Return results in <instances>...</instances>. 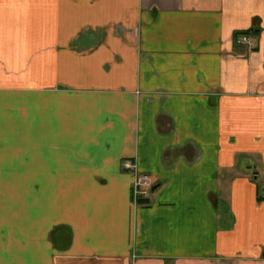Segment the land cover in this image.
I'll use <instances>...</instances> for the list:
<instances>
[{"label":"crops","instance_id":"0c3cea01","mask_svg":"<svg viewBox=\"0 0 264 264\" xmlns=\"http://www.w3.org/2000/svg\"><path fill=\"white\" fill-rule=\"evenodd\" d=\"M263 187L264 0H0V264H264Z\"/></svg>","mask_w":264,"mask_h":264},{"label":"built area","instance_id":"2783aa9c","mask_svg":"<svg viewBox=\"0 0 264 264\" xmlns=\"http://www.w3.org/2000/svg\"><path fill=\"white\" fill-rule=\"evenodd\" d=\"M237 43L240 45L255 46L252 42V38L249 35H242ZM123 168L135 175V179L132 185V199L134 204L143 205L148 202L152 192L156 187V182L146 173H139L136 165L132 161H125Z\"/></svg>","mask_w":264,"mask_h":264},{"label":"trees","instance_id":"16d2710c","mask_svg":"<svg viewBox=\"0 0 264 264\" xmlns=\"http://www.w3.org/2000/svg\"><path fill=\"white\" fill-rule=\"evenodd\" d=\"M259 199H260V200H263V197H261V196H260V198H259Z\"/></svg>","mask_w":264,"mask_h":264},{"label":"rangeland","instance_id":"374dc122","mask_svg":"<svg viewBox=\"0 0 264 264\" xmlns=\"http://www.w3.org/2000/svg\"><path fill=\"white\" fill-rule=\"evenodd\" d=\"M264 188V187H263Z\"/></svg>","mask_w":264,"mask_h":264}]
</instances>
